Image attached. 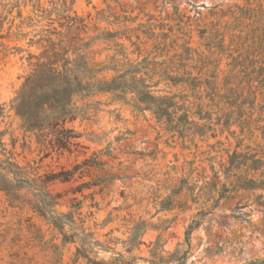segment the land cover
Wrapping results in <instances>:
<instances>
[{"label":"rangeland","instance_id":"1","mask_svg":"<svg viewBox=\"0 0 264 264\" xmlns=\"http://www.w3.org/2000/svg\"><path fill=\"white\" fill-rule=\"evenodd\" d=\"M64 15L76 20L65 41L116 34L91 42L85 50L90 63H108L112 56L133 64L148 59L153 69L143 76L158 81L151 89L176 95L189 109L186 117L183 110L175 113L178 130L150 110L99 93L88 100L87 118L68 123L81 133L84 147L50 151L23 131L11 100L36 61L30 54L43 50L36 41L44 35L58 41V32L66 33ZM0 35V159L13 156L33 177L72 171L96 156L99 166L83 165L69 181L47 184L60 194L58 212L73 210L74 197L82 202L74 219L92 233L90 257H149L159 237L162 254L187 251L185 264H264V188L233 190L222 167L235 150L255 153L258 169L247 177L264 179V0H0ZM115 74L104 70L98 76ZM166 75L190 79L173 84ZM203 124L205 133H195ZM93 180L101 182L74 190ZM19 194L32 198L27 186ZM136 226L141 243L128 252L125 241ZM65 229L71 233L69 225ZM77 246L63 242L60 231L30 206H11L0 191V264H88L75 258ZM137 264L147 262L138 258Z\"/></svg>","mask_w":264,"mask_h":264},{"label":"trees","instance_id":"2","mask_svg":"<svg viewBox=\"0 0 264 264\" xmlns=\"http://www.w3.org/2000/svg\"><path fill=\"white\" fill-rule=\"evenodd\" d=\"M19 16H21L20 11ZM63 18L66 22V33L58 32L60 35L58 41H54L47 35L36 41L41 43L43 50L37 56L30 54V57H35L36 61L11 100V109L19 118V125L24 132L33 134L36 141L43 145L45 149L58 153L64 151L72 153V147H75V149L84 147L78 141L81 133L70 127L68 123L78 117L87 118V112L91 106L88 100L99 93H111L114 99L131 103L137 110H150L158 121L166 123L168 129L178 130L181 120L178 119L176 123H173L175 113L183 110V115L186 117L189 109L185 102L179 104L175 100L176 95H158L154 89H151L158 81L148 83V79L143 76V74L148 76V71L153 69L149 67L147 58L133 64L121 62L115 56H112L108 63H90L85 50L91 42L99 36L112 38L116 34L111 32L102 33L82 43L78 42V40H82L78 36H71L65 41L63 37L69 35L76 20L69 15H64ZM61 25L63 26L64 23H61ZM1 37L3 35H0ZM70 52L72 56H70ZM104 70H112L116 74L110 79L105 76L99 77L98 73ZM141 72L142 75H138ZM166 79L171 80L173 84H181L187 82L190 78L166 75ZM191 79L195 80L196 77ZM130 93L132 95L128 98L127 95ZM79 102L81 104H78ZM4 115L5 106L0 103V117L2 118ZM186 122L197 125L192 121ZM197 128L199 129L195 133L203 135L208 127L203 124ZM3 134L4 131H0V146L4 145L1 139ZM49 153L46 152L45 154L48 155ZM4 156V159H0V191L4 193L9 204L21 209L25 205L30 206L33 211L60 231L63 242H79L81 246L76 247V259L79 257L85 258L88 264H137L138 258L144 259L147 264H172L174 261H178V264H185L182 263V260L186 258L187 251L180 255L179 250L175 249L172 252L166 251L167 254L164 255L162 254L163 244H160L159 237L150 248L149 257H124L123 254L118 253L112 260L103 261L88 255V251H91V243L88 239L92 233L85 232V228L79 226L74 219V213L81 214L79 209L82 202L74 197L71 205L73 210L58 212L54 206L57 204L60 194H52L47 188V184L55 179L63 182L69 181L74 171L83 165L99 166L101 163L95 159L96 156L85 158L80 164L76 163L72 171H51L33 177L29 176L28 170L19 165L13 156L5 153ZM255 156V153L235 150L229 154L228 163L222 164L224 177L231 179L230 185L233 190L264 188V179L247 177L251 170L258 169L256 163L260 159ZM236 171L239 174H236ZM215 175L219 176L218 172H215ZM100 182L101 180L82 182L74 190L81 191L83 188L98 185ZM222 185L227 188V184L222 183ZM24 186L31 190L32 198H24L19 194V190ZM80 221L83 222L84 219L80 217ZM195 224L192 223L188 226L185 237L186 242L188 241V233L194 228ZM66 225H69L71 233H68L65 229ZM136 229H138V226L134 228L132 236L125 241L128 252H131L136 244L141 243V241L136 242V234H139L135 233ZM143 230L144 227L141 231ZM52 246L58 249L57 245ZM249 264L258 263L250 262Z\"/></svg>","mask_w":264,"mask_h":264}]
</instances>
